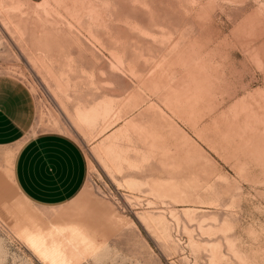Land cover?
Wrapping results in <instances>:
<instances>
[{
  "label": "rangeland",
  "instance_id": "374dc122",
  "mask_svg": "<svg viewBox=\"0 0 264 264\" xmlns=\"http://www.w3.org/2000/svg\"><path fill=\"white\" fill-rule=\"evenodd\" d=\"M262 66L264 0H0V75L89 163L41 208L0 149V264H264Z\"/></svg>",
  "mask_w": 264,
  "mask_h": 264
},
{
  "label": "crops",
  "instance_id": "0c3cea01",
  "mask_svg": "<svg viewBox=\"0 0 264 264\" xmlns=\"http://www.w3.org/2000/svg\"><path fill=\"white\" fill-rule=\"evenodd\" d=\"M37 104L19 79L0 75V149H14L13 180L26 201L60 207L83 191L89 163L82 147L61 133H38Z\"/></svg>",
  "mask_w": 264,
  "mask_h": 264
},
{
  "label": "bare ground",
  "instance_id": "6f19581e",
  "mask_svg": "<svg viewBox=\"0 0 264 264\" xmlns=\"http://www.w3.org/2000/svg\"><path fill=\"white\" fill-rule=\"evenodd\" d=\"M97 110V109H92L89 112H84V113H80L79 116L81 117V119L87 123H94L95 121H97L101 116H103V112ZM106 150H108V152L111 154L112 152H117L116 149L111 145L108 146L106 148ZM143 158L145 157L144 155L142 156ZM120 160H122V157L120 158Z\"/></svg>",
  "mask_w": 264,
  "mask_h": 264
},
{
  "label": "snow or ice",
  "instance_id": "6c2138e0",
  "mask_svg": "<svg viewBox=\"0 0 264 264\" xmlns=\"http://www.w3.org/2000/svg\"><path fill=\"white\" fill-rule=\"evenodd\" d=\"M262 69H264V66H262Z\"/></svg>",
  "mask_w": 264,
  "mask_h": 264
}]
</instances>
